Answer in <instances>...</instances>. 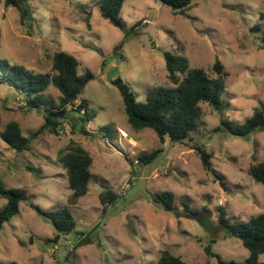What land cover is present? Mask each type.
<instances>
[{"label":"rangeland","instance_id":"1","mask_svg":"<svg viewBox=\"0 0 264 264\" xmlns=\"http://www.w3.org/2000/svg\"><path fill=\"white\" fill-rule=\"evenodd\" d=\"M4 1L0 60L52 76L54 56L67 52L81 62L80 75L92 72L95 79L81 94L92 116L89 123L69 108L74 126L69 120L58 136L44 132L20 153L0 138V182L8 189H23L30 199L20 203V213L0 232V264H156L163 251L188 264H216L205 253L207 245L226 260L247 258L241 241L227 237L219 225L218 209L233 223L264 214V185L248 173L251 165L264 160V128L247 138L215 129L223 117L242 124L255 108H264V50L256 38L264 33V0H195L183 14L155 0H125L121 18L128 34L104 19L91 0H28L31 19L25 25L17 9L5 8ZM255 26L262 33H252ZM165 52H176L192 68L208 71L219 58L229 75L222 98L230 108L219 112L201 104L203 116L184 144H161L153 130H134L112 83L120 77L137 101L146 102L150 89L173 86ZM46 95L56 104L61 98L53 85ZM11 121L26 136L44 124L37 109L27 107L14 88L0 82V132ZM82 128L88 134L82 135ZM120 129L128 138L120 136ZM71 139L90 152L92 179L88 194L69 205L75 231L51 243L57 234L54 226L29 202L46 211L68 206L72 191L58 155ZM193 145L213 154V168L225 177L227 190L203 169ZM158 148L163 152L151 165L136 163L139 154ZM128 179L131 188L122 193ZM106 190L119 198L105 208L99 195ZM164 192L173 195L174 212L158 202L157 195ZM6 203L0 197V209ZM204 212V223L187 218ZM260 260L264 262V255Z\"/></svg>","mask_w":264,"mask_h":264},{"label":"trees","instance_id":"2","mask_svg":"<svg viewBox=\"0 0 264 264\" xmlns=\"http://www.w3.org/2000/svg\"><path fill=\"white\" fill-rule=\"evenodd\" d=\"M155 1L171 8L176 13L183 14L195 0ZM124 2L125 0H91L92 5L99 7L100 14L104 19L128 34L129 31L121 18ZM29 6L28 0L4 1L5 8L17 9L22 25L31 19ZM251 32L259 34L262 33V29L260 26H255ZM256 38L260 40L261 49L264 50V33ZM118 49L119 46L116 47V50ZM164 58L168 78L173 86L150 89L146 102L137 101L136 93L120 77L113 80L112 83L118 88L123 98L128 121L134 130L142 131L147 128L153 130L161 144L167 141L173 144H184L191 140V135L197 130L203 116L201 104H208L219 112L230 108V103L222 98L229 75L219 58H216L210 71L199 67L192 68L188 58L176 52H165ZM80 66L81 62L67 52H59L54 56L51 67L54 73L52 76L50 74H35L22 66L0 60V82L14 88L23 97L26 106L37 109L44 118L41 128L29 136L24 134L18 122L8 123L5 129L0 132V138L11 149L19 153L28 150L33 140L44 132L58 136L60 127L69 120L74 126L75 120L69 115V108L82 113L83 116L79 119L81 122L89 123L91 121L92 116L89 113L88 102L81 99V94L87 84L95 79V75L92 72L80 75L78 73ZM51 85L61 93L58 104L46 95ZM221 128L234 137L247 138L264 128V108H255L253 115L242 124L223 117L221 127L216 128L215 131ZM81 134L86 135L88 131L82 128ZM191 148L198 153L203 169L211 174L222 188L227 190L225 177L213 168V154L202 146L193 145ZM162 152V148L150 153L143 152L137 156V164L151 165ZM58 160L67 170L68 183L72 191L68 206H63L55 211H46L29 202L33 210L48 218L54 226L57 234L50 241L51 243H56L62 235H68L75 231L76 221L69 205H77L80 199L88 194L94 162L90 152L74 139H71L68 145L60 151ZM129 162L134 165L133 161L129 160ZM248 173L256 183L264 185V160L251 165ZM0 197L7 200L6 205L0 209L1 232L4 225L20 213V203L28 202L30 199L23 189H8L2 182H0ZM118 198L119 194L110 190L103 191L99 195L100 203L105 208L115 203ZM157 198L166 211L174 212L176 210L171 193L158 194ZM186 207L188 208V206ZM218 211L219 225L225 231L226 236L239 239L248 250L249 256L242 261L226 260L220 254L215 253L210 245L204 248L206 255L216 259V264H264L260 260V257L264 255V214L253 216L248 222L233 223L227 218L225 210L219 208ZM156 264L188 263L169 251H163Z\"/></svg>","mask_w":264,"mask_h":264},{"label":"built area","instance_id":"3","mask_svg":"<svg viewBox=\"0 0 264 264\" xmlns=\"http://www.w3.org/2000/svg\"><path fill=\"white\" fill-rule=\"evenodd\" d=\"M143 24H149V20H144ZM119 134L122 138H128V134L126 131H124L123 129L119 130ZM136 163H138V161H136ZM131 179H128L125 181V183L122 185L121 187V192L124 193L126 191H128L131 188Z\"/></svg>","mask_w":264,"mask_h":264},{"label":"water","instance_id":"4","mask_svg":"<svg viewBox=\"0 0 264 264\" xmlns=\"http://www.w3.org/2000/svg\"><path fill=\"white\" fill-rule=\"evenodd\" d=\"M208 215L207 212L204 213H190L187 215V218L195 219L200 223H204L205 217Z\"/></svg>","mask_w":264,"mask_h":264}]
</instances>
